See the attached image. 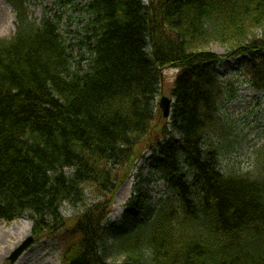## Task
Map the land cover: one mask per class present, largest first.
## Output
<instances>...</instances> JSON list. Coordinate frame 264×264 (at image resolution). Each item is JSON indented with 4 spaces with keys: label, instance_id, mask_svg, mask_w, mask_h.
<instances>
[{
    "label": "trees",
    "instance_id": "16d2710c",
    "mask_svg": "<svg viewBox=\"0 0 264 264\" xmlns=\"http://www.w3.org/2000/svg\"><path fill=\"white\" fill-rule=\"evenodd\" d=\"M9 2L18 24L0 37V222L27 216L37 241L60 240L63 264H264V149L258 172H224L213 141L237 93L221 61L240 58L238 72L264 91V0L78 2L79 57L62 13L38 22L30 0ZM169 67L166 119L158 97ZM151 152L165 196L150 206L135 187L129 223L107 224ZM65 204L76 214L64 216Z\"/></svg>",
    "mask_w": 264,
    "mask_h": 264
},
{
    "label": "rangeland",
    "instance_id": "374dc122",
    "mask_svg": "<svg viewBox=\"0 0 264 264\" xmlns=\"http://www.w3.org/2000/svg\"><path fill=\"white\" fill-rule=\"evenodd\" d=\"M56 1L58 0H30L27 6L33 15L32 19H36L38 22L42 20L47 9H54L55 12L62 13L61 33L66 37L68 45H74L73 53L79 57L80 48L77 44L80 43V37L77 32L82 31L85 22L82 20L81 12L75 11L73 8L75 9L74 5H77L78 2L84 5L86 0H73L74 2L65 9L61 8ZM49 17H52V14H49ZM16 26L15 10L9 5L8 0H0V37L11 39L16 32ZM211 49L220 55H226L228 52L225 47L218 44H213ZM239 61L240 58H228L217 67L224 77L232 79L237 93L222 108L221 115L225 134L221 133L219 136H215L213 141L220 150L219 168L224 172L256 173L259 170L257 167L258 158L261 156L259 152L264 149V92L253 90L246 83L244 74L237 72ZM176 73L175 68L165 69L163 94L170 96ZM163 94L159 95L158 100ZM150 159L155 160V155L152 152L148 153L147 159L139 162L133 176L119 188L115 206L109 218L110 221L122 217L123 206L130 201L135 187L142 186L147 193V198L150 197L153 202H155V198L158 200L157 198L165 195V181L151 180L148 182L151 168ZM62 212L66 217L76 214V211L66 204L62 208ZM32 226L33 223L27 216L10 224L4 221L0 222V246L4 248L3 250L0 248V255L5 249L9 250L8 254L0 256V264H9L8 256L32 234ZM62 253L60 240L47 239L31 246L15 264H63ZM115 259H111L110 263H117L114 261Z\"/></svg>",
    "mask_w": 264,
    "mask_h": 264
},
{
    "label": "water",
    "instance_id": "95a60500",
    "mask_svg": "<svg viewBox=\"0 0 264 264\" xmlns=\"http://www.w3.org/2000/svg\"><path fill=\"white\" fill-rule=\"evenodd\" d=\"M173 103L174 100L167 95H163L159 100L158 105L162 110L163 116L165 118L170 117ZM34 242H35V238L34 236L31 235L22 244H20L17 249L12 251L10 256L8 257L10 264H15V262L22 255V253L25 252Z\"/></svg>",
    "mask_w": 264,
    "mask_h": 264
},
{
    "label": "bare ground",
    "instance_id": "6f19581e",
    "mask_svg": "<svg viewBox=\"0 0 264 264\" xmlns=\"http://www.w3.org/2000/svg\"><path fill=\"white\" fill-rule=\"evenodd\" d=\"M127 185H128V183H127ZM0 248L3 250L4 248H2L1 246H0ZM9 253V250H8V248L7 249H5L4 250V252L0 255V256H4V255H6V254H8ZM21 261V260H20ZM24 263V262H23Z\"/></svg>",
    "mask_w": 264,
    "mask_h": 264
}]
</instances>
